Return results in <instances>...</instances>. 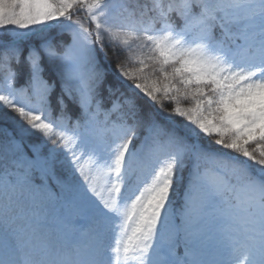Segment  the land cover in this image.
Wrapping results in <instances>:
<instances>
[{"label": "snow or ice", "instance_id": "1", "mask_svg": "<svg viewBox=\"0 0 264 264\" xmlns=\"http://www.w3.org/2000/svg\"><path fill=\"white\" fill-rule=\"evenodd\" d=\"M0 264H264V0H0Z\"/></svg>", "mask_w": 264, "mask_h": 264}]
</instances>
